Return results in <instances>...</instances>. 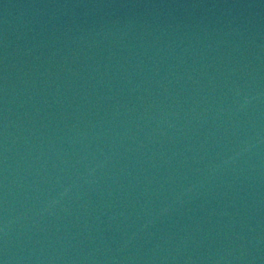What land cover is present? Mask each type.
Returning <instances> with one entry per match:
<instances>
[{
    "label": "water",
    "instance_id": "1",
    "mask_svg": "<svg viewBox=\"0 0 264 264\" xmlns=\"http://www.w3.org/2000/svg\"><path fill=\"white\" fill-rule=\"evenodd\" d=\"M0 264H264V0H0Z\"/></svg>",
    "mask_w": 264,
    "mask_h": 264
}]
</instances>
